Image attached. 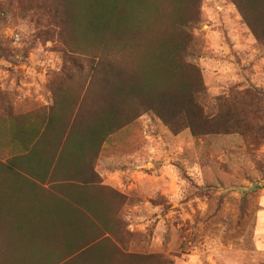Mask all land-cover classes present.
I'll return each instance as SVG.
<instances>
[{
    "label": "rangeland",
    "instance_id": "1",
    "mask_svg": "<svg viewBox=\"0 0 264 264\" xmlns=\"http://www.w3.org/2000/svg\"><path fill=\"white\" fill-rule=\"evenodd\" d=\"M92 1L0 0L1 139L13 115L45 103L46 73L69 65L70 55L92 71L100 55L110 54L79 32L97 35ZM175 1L125 2L124 11L136 20L127 26L124 60L133 73L158 68L162 76L152 59L176 60L165 50L184 42L182 79L191 83L198 77L201 82L193 98L204 115L195 125L210 132L193 133L187 126L192 115L177 117L180 128L173 133L143 105L148 111L132 133L120 134L125 142L131 137L142 142V150L126 148L133 156L119 159L126 171L115 174V181L123 196L106 210V223L90 228L82 222L91 236L110 233L87 263L141 264L144 257L127 260L120 254L127 247L161 254L165 264H264V2H253L251 17L237 0H181V7ZM193 9L196 19L174 24L178 15L186 18ZM115 46L117 50L118 42ZM64 249L21 236L11 255L18 264H51L66 254Z\"/></svg>",
    "mask_w": 264,
    "mask_h": 264
},
{
    "label": "trees",
    "instance_id": "2",
    "mask_svg": "<svg viewBox=\"0 0 264 264\" xmlns=\"http://www.w3.org/2000/svg\"><path fill=\"white\" fill-rule=\"evenodd\" d=\"M126 1L128 0H94L89 3L94 7L95 15L91 20L97 35L90 30L82 29L79 32H81V36H87L91 41L95 40L99 48L104 50L103 53L109 51L110 54L100 55L97 59V67L88 72L84 70V65L79 61L78 56L70 55L67 58L70 64L63 65L53 71L47 86L53 91L54 96L58 94L57 88H62L63 94L66 93L68 97L72 94L75 97V102L69 104L67 108L94 112V116L86 118L78 113L75 115L74 125L76 126L80 120H89V122L94 120L95 124L98 122L101 140L111 137L115 133L132 130L138 119L147 113L148 106L156 112L159 119L170 126L173 133H178L180 128V121L177 117L189 118L192 115H194V120L187 126L192 129L193 133L210 132L203 129L204 126L201 127L198 124L197 127L195 125L204 115L203 108L193 98V91L200 90L201 82L198 77L191 83L182 79V58L187 53L184 42L175 43L165 50L166 56L170 57L172 53L176 60L170 59L171 57L169 60L161 55L152 59L161 66L162 76L158 68H149L142 73L139 71L133 73L129 63L124 60L126 53H124L125 43L123 41L127 35V26L136 20V17L129 14L131 12L124 11ZM175 2L177 7H181V0ZM253 2L263 3L264 0H237L239 8L244 9V15L247 14V11L251 14ZM120 4L121 8H119ZM197 15L198 11L193 9L186 18L178 15L174 24L186 25L190 20L196 19ZM137 21L139 22L138 19ZM139 29V23H136L135 32L138 33ZM115 42H118L117 50ZM171 77L176 78L181 90H177L170 84ZM136 104V108L141 111L133 113ZM189 107L191 109L194 107V109L190 111ZM27 121L20 114L11 117L10 126L4 128L3 139L0 138V148L3 147V151L12 153L11 143L14 138H19L22 135L27 136L24 138L27 147L33 136L32 133L29 134V131H26L29 124H25ZM20 148L18 146L16 150H20ZM8 160L10 161V158ZM9 161L8 163L1 161L0 166L9 167L11 164ZM18 193L21 192H15L13 195L3 193V196L6 195L10 200L5 199L0 202L2 204V206L0 205V264H11L12 262L18 264L13 260L11 253L15 252V248H18L21 236L26 240L35 239L40 242L47 240L53 244L64 245L66 254L51 264H76L82 259L86 260L85 264H89L87 260L94 261L95 258L94 247L104 240L108 242L110 233L107 232L101 237L91 236L90 233H85L82 222L87 223L90 228L95 226L94 223L101 221L106 223L105 221L109 220L110 215L106 210L117 204L118 196H123L111 187L100 186L90 193L95 196L99 195L101 198L88 204L77 202L73 204L71 201L69 202L72 199L66 198L68 192H64L65 195L62 196L61 193L58 195L59 191L57 193L47 191V194L38 193L46 198L35 200V204L32 202L34 200H30L31 204H21L13 198ZM0 195L2 196V194ZM36 195L37 193L34 196ZM39 201L41 203H38ZM2 213H4L3 216ZM2 227L5 229L4 232L1 230ZM86 238H88L87 241H85ZM122 250H119L120 254L127 260L144 257L143 260H139L141 264L166 263L165 257L161 254L134 252L127 247H123ZM126 264H133V261L129 260Z\"/></svg>",
    "mask_w": 264,
    "mask_h": 264
},
{
    "label": "crops",
    "instance_id": "3",
    "mask_svg": "<svg viewBox=\"0 0 264 264\" xmlns=\"http://www.w3.org/2000/svg\"><path fill=\"white\" fill-rule=\"evenodd\" d=\"M45 76V103H35V107L18 112L28 120L25 123H29L26 131L33 136L27 147L24 143L27 136L14 138L12 153L4 152L2 161L8 163L10 158L11 164L9 167H0V197L10 200L3 193L13 195L21 192L13 196L18 203L31 204L30 200H34L32 202L35 204V200L46 198L41 193L59 191L58 195L61 193L62 196L68 192L66 198L72 199L69 202L73 204H88L101 198L90 193L100 186L120 192L115 174L126 170L119 167L122 165L119 159H126V155L133 156L132 152H125L126 148L131 150L139 146L142 150V142L138 144V140L133 137L125 142L120 135L123 132L101 140L98 122L95 124L94 120H80L75 126V115L78 113L83 118L94 116L95 113L67 108L75 102V97L63 94L62 88H57L58 94L54 96L47 86L50 75L46 73ZM18 146L20 150H16Z\"/></svg>",
    "mask_w": 264,
    "mask_h": 264
}]
</instances>
